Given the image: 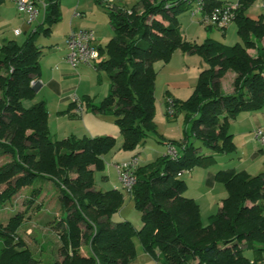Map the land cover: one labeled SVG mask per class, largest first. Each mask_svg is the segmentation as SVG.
Here are the masks:
<instances>
[{"label": "trees", "instance_id": "obj_1", "mask_svg": "<svg viewBox=\"0 0 264 264\" xmlns=\"http://www.w3.org/2000/svg\"><path fill=\"white\" fill-rule=\"evenodd\" d=\"M44 1V22L23 43L9 40L0 47V154L11 156L0 165V185L6 186L0 192V205L38 178L54 183L66 215L54 225L61 230V260L50 264H133L135 237L159 264H193L195 260L198 264H264V170L256 175L234 168L219 170L216 181L225 186L227 196L208 225L202 221L198 202L184 195L187 182L182 178L185 170L214 161L215 154L234 152L231 121L242 112L264 109V14L248 13L257 0L237 1L233 22L240 40L233 45L212 37L198 43L183 36L178 15L191 9L193 0H141L132 7L98 0L115 31L105 46L98 47L101 59L95 67L107 72L110 90L100 103L88 95L73 100L67 114L78 118L88 108L111 115L125 150L143 146L150 134L158 133L154 63H169L180 49L199 55L207 64L193 94L173 101L176 114L185 113L192 134L212 154L200 152L201 146L196 147L186 135L167 143L178 150L176 157L167 154L145 164L139 160L138 180L130 195L142 213L140 229L129 220L112 221L124 204L123 190L95 187L94 172L105 168L104 156L114 148L116 138H53L46 102L25 103L36 97L38 84L32 82L38 83L41 75L43 51L37 38L51 35L62 18L61 0ZM204 1L205 12L227 4ZM218 28L224 31L227 26ZM228 71L236 73L231 93H225L221 84ZM78 101L82 112H77ZM42 188L31 190L24 211L0 223V264L37 263L17 231ZM84 241L87 252L82 250ZM246 249L253 250V258L245 255Z\"/></svg>", "mask_w": 264, "mask_h": 264}, {"label": "rangeland", "instance_id": "obj_2", "mask_svg": "<svg viewBox=\"0 0 264 264\" xmlns=\"http://www.w3.org/2000/svg\"><path fill=\"white\" fill-rule=\"evenodd\" d=\"M40 1L42 2L44 0H40ZM67 1L68 0H65V3ZM140 1L141 0H126L124 2V6L132 7L138 4ZM223 1H225L227 4H232V5L237 3L236 0H223ZM263 3H264L263 0H257L248 9V13L251 15L264 14ZM192 8L184 12H181L178 15V18L180 20L181 33L189 41H196L198 43H202L206 38L213 37L226 44L233 45L240 40L237 32V25L235 22L232 21L231 23L228 24L226 28L227 32L224 34L225 30L223 31L221 28H218L216 26H213L211 29H209L207 27V24L201 21L202 19L201 14H198L197 16L192 15V10H193ZM89 14L90 13H88L87 16H89ZM14 19L20 21L23 20L19 14H16L15 17L7 18L6 16H4V19L1 18L2 23L0 24V30L3 31L0 33L1 34L0 36L2 37L1 41L3 40L4 37L3 35L8 33L9 31L12 30L14 31L15 28L14 23L17 21ZM26 21H27L26 25L28 26L32 25L33 27L32 30L30 28V31H28L27 34H30L34 30V28H36V26L40 23V21H36V20L33 22H29L26 19ZM66 35H67V22L64 19H62L58 23H56L53 29V33L50 36H44L42 34L38 36L36 43L37 45L42 47L44 53L46 54L42 58L43 63H45L47 59L46 56L51 51L52 47H62L63 43H65ZM27 37L28 35L23 34L22 36L23 39H20L21 41L19 42L22 43L25 39H27ZM106 44L107 43H105L104 46ZM178 51L183 52L180 49ZM102 57H106V55L104 54L102 55ZM196 57H199L200 61H203V66H199L195 63V65L191 64V67L187 68L188 66L183 63V66L189 69V71L185 73L180 69V68L182 69L185 68L179 65L181 64L179 62H176L177 65L171 66L170 68L168 67L166 68L168 63L162 60H159L154 63V68L157 71V80H156V89H155L157 109L155 115V123L157 125L158 133L150 134L147 137L143 146L140 145L137 149L132 151L125 150L123 148V136L120 132L119 126L116 124V129L120 132L121 135L120 137H117L112 134V136H114L117 140L116 145L109 153H107L104 156L105 168L103 170H96L94 172L96 189L123 190L125 201L121 209L118 211V213L113 215L112 217L113 222H118L120 220L118 217H125L126 219L124 220L131 221L137 229H140L142 227V213L140 212V210L136 208L135 201L130 195V192L127 189H125L122 185L117 169V165L119 164H117V162H122L129 156L137 155L138 152H139L138 155L141 164H145L147 162L153 161L155 159V157H153V154L151 155L150 159L147 157L146 154L149 153L151 151V148L154 147L166 146L168 148L169 145L165 144L166 141L168 142L171 140H181L180 138L181 135L177 134V132L180 131L182 123L184 124L182 129L188 130L187 136L190 139V142H193V144L196 147L201 146L200 152L204 153L206 151L211 150L209 147L204 146L202 144V141L200 139H197L192 134L190 130V124L184 123L185 120L184 112H179L174 116V118L167 115L168 100L169 99L174 100L176 98L182 101L187 100L195 90V87L199 79V73L205 67H207L206 62L200 56L197 55ZM180 62H182L181 59ZM79 67H81V65ZM88 68L89 69L87 70V72L92 74V81H93V79H96L95 76L97 75L95 73H97L98 71L94 70L95 68L90 66H88ZM98 73L102 75L104 80L106 79L110 80L106 71L100 70ZM230 77L231 76H228V78L224 79V87L226 90H228L231 85ZM77 85L78 84L74 86H76L77 88ZM189 85L192 86L190 91L189 88L187 87ZM168 86H170V88ZM95 88L97 92L100 91V88L96 86ZM168 90L171 92L172 95H169L170 93ZM47 96L49 100L48 103H46L49 109V127L53 138H56V136H59L60 139L64 138L61 137L63 136V134H65L63 132H71V131L76 132V135L82 137L85 134L84 133L85 129L87 130L88 136H102L109 134V133L107 134L102 133L99 135H92L89 132H93V134H96L97 130H100V132H106L104 126L103 125L99 126V123L97 124L95 120L89 122L88 126H85L84 124L81 123L82 117L70 119L67 113L62 114V112L58 111L59 110L58 104L56 102L51 101L50 98L51 95L50 96L47 95ZM172 96L174 97L176 96V97L174 98ZM104 97L96 99L95 103H100L104 99ZM43 98L45 97L41 96L38 99L34 98L33 100H27L25 101V103L27 105L30 102L33 103H35L36 101L39 102L42 101ZM78 102L80 103V101ZM95 112L96 111L92 109H88V108L84 109L85 115L87 113H91L92 115H94ZM108 119L113 123L115 122L112 116H108ZM167 125L170 126L167 127ZM261 148H263L264 150L263 146H261ZM232 155H234V153ZM10 159H11L10 155L0 154V165L5 163L6 161H9ZM231 163H233V160H229V164ZM192 174L193 173L191 172V170H185L182 173V178L184 179L186 178L187 181L190 182V190H188L189 192H186V195L188 196L190 195L192 196L200 186L201 175H198V170L194 175V179L190 180L189 178L190 176H192ZM250 174L253 175L252 173ZM41 186H43L41 190V194L38 195L36 201L33 203V206H31V208H28L27 210L28 212H26L25 222L17 231V236L20 237V239H23L27 247L31 250L34 258L37 260L36 264H50L53 261L61 260V256L58 251L59 247L62 245V241L60 240V235H59L61 233V230L55 227L54 225L56 224V220H59L62 215H66L63 214L60 204L61 193L58 190V188L54 185V183H52L51 181L42 180L38 178L32 186L23 188L19 193L13 196L12 199L4 202L2 205H0V223L6 224L13 215H15L20 211H24L27 208L25 199L28 198L31 190L34 187H41ZM5 187H6L5 185H0V192H2L5 189ZM202 219L203 222L205 223L209 222L206 221L208 220L206 218V215H203ZM134 241L137 249V257L135 258L133 264H159L157 260H155L152 256H150L144 251L143 246L138 237H135ZM87 249H88V242L84 241L82 245V250L83 252H87ZM245 255L250 258H253L254 252L251 249H246ZM193 264H198V260H195Z\"/></svg>", "mask_w": 264, "mask_h": 264}, {"label": "crops", "instance_id": "obj_3", "mask_svg": "<svg viewBox=\"0 0 264 264\" xmlns=\"http://www.w3.org/2000/svg\"><path fill=\"white\" fill-rule=\"evenodd\" d=\"M125 1L126 0L118 3V5L124 6ZM237 1L238 0H236V2ZM38 9H39V15L36 21H40V23L38 24L40 25L41 23L44 22L45 10L44 8L41 7V5H38ZM61 10H62L61 20L64 19L67 22V35H66L65 43H63L62 47H52L51 51L46 56L47 59L45 63L42 62V58L46 54L42 49L43 56L41 57V75L37 80L38 91L35 98L38 99L41 96H43L45 98H43L42 101L48 103L49 100L47 98L48 97L47 95L49 96L51 95L50 96L51 101L56 102L58 104V109H59L58 111L62 112V114H65L71 107L70 105L75 97L81 99L82 96L88 95L90 97L95 98L96 100L104 96H107L111 86V81L109 79L104 80L102 75L98 73L99 72L98 70L94 69L98 71L97 72L98 74L95 73L97 75L95 76L96 79H93L92 81V74L87 72V70L89 69L87 65L80 64L81 67H79L80 65L78 66L80 69L78 67L74 68L66 60L68 54L66 40L70 31L72 29H83V28L94 29L96 33L94 46H96L97 48L99 46H104V44L107 43L115 35V31L111 24L110 17L106 8L98 0H68L66 3L65 0H61ZM88 13H90L89 16H87ZM16 14H19L24 21L14 19L17 20L14 23L15 25L14 31L13 30L9 31L5 35H3L4 37L2 41H1L2 37L0 36V43H1L0 47L9 40H15L18 43H20L19 41H21L20 39H23L22 38L23 34L29 35L27 34V32L30 31V28L31 30L33 29L32 25L31 26L26 25L27 24L26 15L19 11L15 2L11 0H2L0 4V24L2 23L1 18L4 19V16L10 18V17H15ZM258 15L260 14L253 16H258ZM16 30H20V33L17 34ZM35 30L36 28H34L33 31ZM1 32L3 31L0 30V33ZM226 32L227 30L225 29L224 34ZM180 52L181 51L178 50L174 52L172 59L167 64L166 68L167 67L170 68L171 66L177 65L176 62L181 63V64L178 63L181 66H183L184 63L185 65L188 66L187 68H190L191 64L195 65V63L199 66H203V61H200V58L196 57L197 54L186 53V52L180 53ZM180 59L182 60V62H180ZM180 69L184 73L189 71V69L187 70L182 68ZM228 76H231L230 77L231 85L230 88L226 90L224 87V79L228 78ZM235 77H236L235 72L228 71L221 79L222 89L225 93H229V92L231 93L234 90L233 82ZM76 84H78L77 88L76 86H74ZM95 86L100 88L99 92L95 90L96 89ZM168 87L170 88V86ZM187 87L189 88V91L192 88L191 85ZM169 93H170L169 95H172L170 91ZM31 104H33V102H30L29 104H27V106H30ZM74 110H76V108L73 109V111ZM84 115L85 113L83 111L81 114L82 124L88 126L89 122L95 120L97 124L99 123V126L103 125L106 131V132H100V130H97L96 134H93V132H89L92 135L109 133L108 135L113 134L117 137H120L121 134L116 129V123L115 122L113 123L108 119V116L111 115L100 112H95L94 115H92L91 113H87L85 116ZM68 117L70 119H75L70 116ZM184 123H188V122L184 120ZM170 125H167V127ZM183 125L184 124L182 123L181 129ZM259 126L264 127V109L254 112L240 113L237 116V118L231 121V125H230L231 127L230 129L234 135V141L237 145V149L231 153L215 154L216 158L214 161L206 165L195 166L191 170L193 174L192 176H190L189 178L190 180L194 179V175L197 172V170H198V175H201L200 186L192 196L186 195V192H189L188 190H190V182L187 181V179L185 178L187 182V190L184 192V195H186L189 198H193L198 202V204L200 205L202 217L203 215H206V218L208 219L206 221H209L208 223L203 222L205 225H208L210 223V217L216 214L220 210V208L222 207V201L227 196V190L225 186L222 183L216 181V173L219 170L234 168L238 171H243V170L247 171L249 173H252L253 175H256V173L259 174L264 170V150L263 148H261L262 145L254 139V131ZM181 129L179 132H177V134L181 135L180 138L182 140L188 134V130L187 129L181 130ZM63 133L65 134H63V136L61 137L64 138L71 135H75L79 138L88 136L86 129L84 130L85 134L82 137L76 135V132L74 131L63 132ZM56 139H60V137L56 136ZM168 142L166 141L165 144H167ZM167 150L168 148L166 146H161V147L158 146L151 148V151L146 155L150 159L151 155L153 154V157H155L156 159L160 156L165 155L167 153ZM204 153L212 154V150L206 151ZM233 153L234 155H232ZM133 156L134 155L127 157L122 162L130 160ZM229 160H233V163L229 164ZM122 162H117V164H120ZM118 218L120 219L119 221L126 219L125 217H118Z\"/></svg>", "mask_w": 264, "mask_h": 264}, {"label": "built area", "instance_id": "obj_4", "mask_svg": "<svg viewBox=\"0 0 264 264\" xmlns=\"http://www.w3.org/2000/svg\"><path fill=\"white\" fill-rule=\"evenodd\" d=\"M16 3L19 11L26 15V19L29 22H33L37 19L39 15L38 5L42 8H46V2L40 0H11ZM106 5H118V3L124 0H100ZM264 2V0H263ZM264 6V3H263ZM192 15L196 16L198 14L202 15L201 21L204 23L217 26L226 27L231 23L235 17V10L238 8V3L225 4L221 7H216L210 12H205V1L204 0H193ZM16 33H20V30H16ZM96 38V33L94 29L83 28V29H72L67 36V61L74 68L78 67L80 64H86L90 67L95 68L98 61L101 59V54L99 49L94 46V41ZM33 85H37L36 81L32 82ZM74 100H77L75 98ZM167 115L174 117L176 115L175 102L173 99H169L167 103ZM83 106L79 103L77 112H82ZM254 139L264 147V127L259 126L254 131ZM170 155L171 157H176L178 150L175 146H169L168 151L165 155ZM139 164V157H133L128 161L122 162L117 165L120 180L125 189L130 193L132 192L134 186L137 183V175L135 174V169Z\"/></svg>", "mask_w": 264, "mask_h": 264}, {"label": "water", "instance_id": "obj_5", "mask_svg": "<svg viewBox=\"0 0 264 264\" xmlns=\"http://www.w3.org/2000/svg\"><path fill=\"white\" fill-rule=\"evenodd\" d=\"M37 87H38V85H37ZM36 87V91H38V88Z\"/></svg>", "mask_w": 264, "mask_h": 264}]
</instances>
